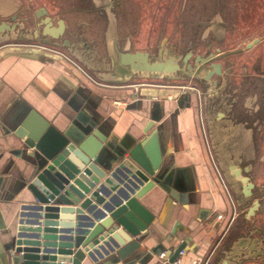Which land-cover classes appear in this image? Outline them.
<instances>
[{"label": "crops", "instance_id": "1", "mask_svg": "<svg viewBox=\"0 0 264 264\" xmlns=\"http://www.w3.org/2000/svg\"><path fill=\"white\" fill-rule=\"evenodd\" d=\"M17 8L16 0H0V16H12ZM3 47L6 45H0V264H10L9 245H32L37 228L40 243L48 248H66L69 236L85 229L87 218L96 208L116 199L135 181L136 172L128 165L119 167L118 155L136 143L134 139H139L147 127L143 136L156 133L160 152L156 173L161 172V182L139 202L166 232L164 240L170 238L172 230L178 243H183L178 264H220L226 256L231 258L229 264H255L253 258L262 251L255 246L251 231L248 238L239 233V205L233 202L221 164L211 151L210 137H215L217 143L221 133L218 128L224 124V111L215 109L211 102L217 88L213 86L202 93L195 85L173 80L166 83L157 79L159 76L154 79L148 75L132 80L97 79L93 71L89 70L92 78L60 54L30 51L44 57L37 60L22 56L29 52L27 49ZM97 58L91 62L108 61ZM28 112L64 133L72 143L87 129L97 130L104 140L78 185L69 188L64 199L52 208L41 210L39 218L35 205L59 182L58 174L71 170L80 156L68 147L53 170L45 168L42 173V160L31 157V150L19 148L22 138L5 134ZM229 165L234 164L226 165L227 174ZM113 167L118 168L116 173L99 190L91 188L84 196L89 202H84L79 197L80 189L87 187L99 170L108 172ZM37 173L40 176L32 181ZM230 180L234 181L233 177ZM92 191L96 195L90 196ZM150 229L124 260L100 258L107 249L103 245L91 259L85 256L79 264H152L161 237ZM121 238L122 234L116 233L113 241ZM149 250L154 254L149 256Z\"/></svg>", "mask_w": 264, "mask_h": 264}, {"label": "rangeland", "instance_id": "2", "mask_svg": "<svg viewBox=\"0 0 264 264\" xmlns=\"http://www.w3.org/2000/svg\"><path fill=\"white\" fill-rule=\"evenodd\" d=\"M23 1L16 0L18 7L23 5L29 21L38 7L45 8L54 20L61 19L65 25L61 39L75 41L78 33L87 42L95 38L91 48H96L100 61L107 60L105 38L110 31H115L120 52L143 51L154 58L159 56L164 38L163 47L171 54L181 58L189 53V64L194 55L217 56L212 61L220 63L222 74L216 77L217 92L211 102L215 109L224 111V124L218 128L221 133L217 143L210 137L211 151L221 164L233 202L239 205V233L248 238L251 231L255 246L262 251L253 258L254 263L264 264V0H31L26 5ZM10 16H0V21L8 22ZM252 39L256 42L246 47ZM15 48L60 54L93 76L61 44L53 43L50 49L26 45ZM161 80L195 85L202 93L208 89L207 84L187 76ZM218 102L221 104L216 107ZM227 164L247 168L243 174L253 186L244 199L240 183L231 181L226 173ZM253 200L259 204L256 215L243 220Z\"/></svg>", "mask_w": 264, "mask_h": 264}, {"label": "water", "instance_id": "3", "mask_svg": "<svg viewBox=\"0 0 264 264\" xmlns=\"http://www.w3.org/2000/svg\"><path fill=\"white\" fill-rule=\"evenodd\" d=\"M45 14L44 9L41 7L33 11L34 19L39 20L38 26L41 25L40 34L45 38L57 39L63 32L64 23L61 19H57L53 25L52 19ZM11 19H14V17ZM14 25L0 21V42L4 41L1 33H4V31L11 33ZM32 33L33 36H36V30H33ZM252 40L246 47L256 42V39ZM164 41L165 39L163 38L158 49V61L153 60L148 62L147 53L143 51L119 52L117 53V57H114L115 69H118L117 67L124 68L127 66L125 70L129 74L140 71L145 76H147V72L155 73L159 76L160 73H164V77L172 78V72L185 68L189 72L194 71L193 74L188 75H193L197 79L203 80L207 84L208 89L215 85L213 76H219L221 74L220 63L210 62L207 66L200 67L202 63L213 57L212 53L207 54L205 57L196 55L193 57L192 63L189 64L186 62L189 53H186L181 58L175 56L163 47ZM43 43H27L24 46L42 49L46 47L50 49V46H52V43L46 44V40ZM63 44L66 45L67 41L63 40ZM28 51L27 53H21L22 56L37 60L44 59L42 55L31 53L30 51L32 50L30 49ZM34 117L33 113L28 112L16 127L13 129L8 128L5 134H12L18 140L22 138V141L19 143V148L31 150V157L37 158L38 156L42 160V173L45 172V168L53 170L54 165L58 164L60 156L68 147H72L80 156V160L71 170L65 171L63 174H58L59 182L53 186L45 197L40 198L38 205H35L38 211L37 217L39 218L41 216V213H39L41 210L52 208L53 205L64 199L69 188H72L73 185H78L80 177L92 165V161H94L93 157L100 151L104 140L97 130L87 129L86 131L83 130L81 139L79 138L76 143H72L64 133L57 131L47 122L39 121V119ZM148 124L150 122L146 126ZM147 130L148 127L142 130V136L144 133H147ZM142 136L139 139H134L138 141L127 149L125 153L118 155L121 159L119 167L121 165H128L136 172L135 181L131 183L127 190L110 203L102 205L100 209L96 208V211L87 218L85 229L79 234L69 236V242L64 249L48 248L44 243H40L39 228L36 229V240L32 245L28 247L21 246L19 243L9 245L8 247L11 250L9 255L10 264H79L85 256L91 259L96 249L102 248L103 245H107V249L103 251L100 258L110 256L114 260H124L125 257L138 248L143 237H146L148 232H150V228L155 229L161 237L159 240L160 243H158L159 251L155 253V260L152 264H173L175 260H178L179 263V256L181 255H179V252L182 253L183 243H178L172 230L169 234L170 238L164 240L166 232L156 223L152 213L139 202V199L146 195L153 187L156 186L159 188L161 182L159 180L161 172L156 173L160 163V152L156 144V133L151 131L146 136ZM117 170V167H113L108 172L99 170V175L92 181L90 180L87 187L84 186L80 189L83 194L79 193V197L83 198L84 202H89L88 198L84 197L85 194L94 186L96 190H99ZM246 171L247 169L245 167L241 169L234 165L228 166L229 175L240 183V190L243 197L249 196L252 188V183L243 175ZM105 175L107 176L99 183V179ZM39 176V173H37V176L33 177L32 181ZM1 180L0 177V184ZM89 195H96V193L92 191ZM256 207L257 200H253L244 216L247 218L252 216ZM37 223H39V219ZM116 233L122 234L121 240L113 241L114 234ZM244 240L241 239V242ZM148 252L149 256L150 254H154L152 250ZM134 256L136 255L134 254ZM230 259V256H226L220 260V264H229ZM127 262L125 261L124 264H127Z\"/></svg>", "mask_w": 264, "mask_h": 264}, {"label": "flooded vegetation", "instance_id": "4", "mask_svg": "<svg viewBox=\"0 0 264 264\" xmlns=\"http://www.w3.org/2000/svg\"><path fill=\"white\" fill-rule=\"evenodd\" d=\"M31 0H24L23 4L26 5V3H29ZM43 8V7H41ZM23 5L18 7L15 11L14 14L12 16L9 17V21L8 23L11 24H15L13 31L10 33L9 31H7L6 33H1L2 37L4 38L2 42H0V45H13V46H21L27 43L30 44H44L43 41H47L46 44H53V43H58L61 44V47L64 49V51L70 56L75 58L76 60L80 61L86 68H88L89 70L94 72V77L95 78H100L103 80H113V78L116 79H134V78H141L143 76V73L140 71H136L130 74H127L128 72L124 69L127 68L124 67L123 69L120 67H117L118 69H115L114 66V57H117V53H119L120 51L117 48V44H118V38L114 35V33L112 31H110L106 38H105V46H106V55L105 57H107V65L104 66V64L99 63V62H95V64L93 62H91L92 60H94L95 57H99L100 55L97 53L96 48H91L93 43H96V39L95 38H90L89 41H84V37L83 35H81L80 33L74 35L75 41H67V44L64 45L63 44V40L65 39H61V36L64 32L65 29V25H64V29L63 32L61 34L60 37H58L57 39H51L49 37L45 38L44 36H42L40 34V29H41V25L38 26V19H34L33 13H32V20L29 21L25 15L23 14ZM37 9V8H36ZM45 11V15L50 17L52 19V24H55V21L53 19V17H51L50 15H48V11L43 8ZM19 15V16H17ZM12 17H14V19H11ZM64 23V22H63ZM33 30H36V36H33L32 32ZM78 35V37H77ZM1 37V38H2ZM72 39V40H73ZM107 44V45H106ZM85 47H87L85 49ZM125 52V51H124ZM133 52V51H132ZM147 53V52H146ZM207 55V54H206ZM206 55H202L199 57H205ZM196 55H194L193 57H195ZM86 57H89V59H87ZM217 57L215 55H213V57L211 59H209L208 61L204 62L201 64L200 67H204L207 66L208 63L213 62L212 60ZM153 60L158 61L159 60V56H155L154 58H150V56L147 53V61L151 62ZM194 71L189 72L187 69L183 68L182 70H176L174 72L171 73L172 76H174L176 78L177 75L182 76H187V79H197L196 77H194L193 75H188V74H193ZM222 74V73H221ZM221 74L219 76H221ZM148 78H157V75L155 73H148ZM160 77L157 79H163L164 77V73H160L159 75ZM219 76H213V79L216 80L215 83L217 82L216 77ZM199 81H202L204 84H206L203 80L201 79H197ZM238 168H244V167H238ZM246 168V167H245ZM247 169V168H246ZM246 173V172H245ZM244 175V174H243ZM253 186V185H252ZM252 189V188H251ZM241 191V190H240ZM244 199V198H242ZM252 202V201H251ZM251 205V203H250ZM249 205V206H250ZM258 201H257V207L255 210L258 209ZM247 210V209H246ZM255 214V211L253 213V215ZM252 215V216H253Z\"/></svg>", "mask_w": 264, "mask_h": 264}, {"label": "built area", "instance_id": "5", "mask_svg": "<svg viewBox=\"0 0 264 264\" xmlns=\"http://www.w3.org/2000/svg\"><path fill=\"white\" fill-rule=\"evenodd\" d=\"M181 254V252H179V255ZM178 263V260H175L174 262H173V264H177ZM201 264H205V262H203V263H201Z\"/></svg>", "mask_w": 264, "mask_h": 264}]
</instances>
